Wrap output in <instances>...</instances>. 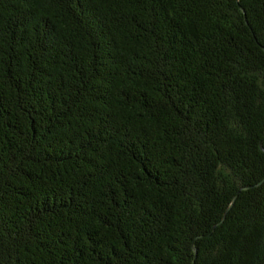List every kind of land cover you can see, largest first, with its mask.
<instances>
[{
    "label": "trees",
    "instance_id": "obj_1",
    "mask_svg": "<svg viewBox=\"0 0 264 264\" xmlns=\"http://www.w3.org/2000/svg\"><path fill=\"white\" fill-rule=\"evenodd\" d=\"M0 264H264V0H0Z\"/></svg>",
    "mask_w": 264,
    "mask_h": 264
}]
</instances>
